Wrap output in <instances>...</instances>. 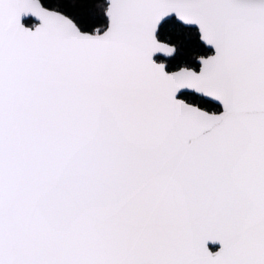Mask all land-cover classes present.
Returning <instances> with one entry per match:
<instances>
[{
	"label": "snow or ice",
	"instance_id": "obj_1",
	"mask_svg": "<svg viewBox=\"0 0 264 264\" xmlns=\"http://www.w3.org/2000/svg\"><path fill=\"white\" fill-rule=\"evenodd\" d=\"M0 264H264V0H0Z\"/></svg>",
	"mask_w": 264,
	"mask_h": 264
}]
</instances>
